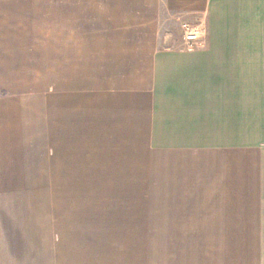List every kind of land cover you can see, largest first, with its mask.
Masks as SVG:
<instances>
[{
  "label": "crops",
  "instance_id": "obj_1",
  "mask_svg": "<svg viewBox=\"0 0 264 264\" xmlns=\"http://www.w3.org/2000/svg\"><path fill=\"white\" fill-rule=\"evenodd\" d=\"M0 264H264V0H0Z\"/></svg>",
  "mask_w": 264,
  "mask_h": 264
},
{
  "label": "built area",
  "instance_id": "obj_2",
  "mask_svg": "<svg viewBox=\"0 0 264 264\" xmlns=\"http://www.w3.org/2000/svg\"><path fill=\"white\" fill-rule=\"evenodd\" d=\"M183 38L188 48H194L195 44L204 36L205 30L202 25L183 24Z\"/></svg>",
  "mask_w": 264,
  "mask_h": 264
},
{
  "label": "rangeland",
  "instance_id": "obj_3",
  "mask_svg": "<svg viewBox=\"0 0 264 264\" xmlns=\"http://www.w3.org/2000/svg\"><path fill=\"white\" fill-rule=\"evenodd\" d=\"M185 23H187V22H185ZM191 24V23H190Z\"/></svg>",
  "mask_w": 264,
  "mask_h": 264
}]
</instances>
